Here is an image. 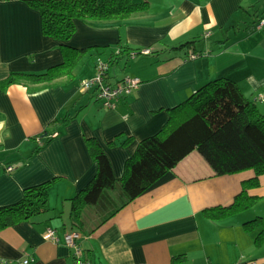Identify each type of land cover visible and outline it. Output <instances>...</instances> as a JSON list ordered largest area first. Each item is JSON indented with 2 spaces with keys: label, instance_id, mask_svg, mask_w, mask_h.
Masks as SVG:
<instances>
[{
  "label": "crops",
  "instance_id": "0c3cea01",
  "mask_svg": "<svg viewBox=\"0 0 264 264\" xmlns=\"http://www.w3.org/2000/svg\"><path fill=\"white\" fill-rule=\"evenodd\" d=\"M132 1L147 2L148 10L121 21L75 22L66 45L90 50L73 80L0 91V208L17 203L25 189L50 183L46 213L0 231V264L71 263L63 242L71 231L70 200L96 172L86 140L102 147L120 179L137 144L164 126L168 111L219 78L233 82L264 116V101L256 100L264 95V27L255 28L264 17V0ZM191 40L192 49L171 48ZM120 48L149 53L125 58L120 73L110 72L120 60L110 64L111 84L129 76L140 85L105 109L80 82L94 75L97 58L108 61ZM61 62L58 42L41 34L38 12L20 0H0V81L10 73L40 74ZM253 177L252 170L215 176L192 151L93 233L81 235L82 257L92 264H264V245H254L260 229L242 226L264 219V175L247 191L259 198L252 208L219 221L203 215L231 204L242 182ZM47 229L54 230L57 244L43 239Z\"/></svg>",
  "mask_w": 264,
  "mask_h": 264
},
{
  "label": "trees",
  "instance_id": "16d2710c",
  "mask_svg": "<svg viewBox=\"0 0 264 264\" xmlns=\"http://www.w3.org/2000/svg\"><path fill=\"white\" fill-rule=\"evenodd\" d=\"M20 1L38 12L41 34L58 42L62 62L40 74L10 73L0 81V91L12 85L37 90L57 81L73 80L75 69L90 50L66 45L75 32L76 21L87 24L121 21L148 10L147 2L132 0ZM194 44L191 40L171 48L192 49ZM118 51L109 56V65L128 58L131 50L120 48ZM168 112L164 126L137 144L124 164L120 179L115 178L102 147L94 139L86 140L96 172L90 183L70 200L71 231L80 235L93 233L192 151L202 156L215 176L254 172L253 178L242 182L231 204L205 209L203 215L207 219L224 220L258 202L259 198L247 193L258 187V178L264 175V116L255 104L248 101L233 82L219 78L200 87ZM62 123H66V119ZM129 141L126 139L122 145ZM49 186L50 183H45L27 188L17 203L0 208V231L46 213ZM242 226L247 232L259 228L254 245L257 248L264 245V219L256 217Z\"/></svg>",
  "mask_w": 264,
  "mask_h": 264
},
{
  "label": "built area",
  "instance_id": "2783aa9c",
  "mask_svg": "<svg viewBox=\"0 0 264 264\" xmlns=\"http://www.w3.org/2000/svg\"><path fill=\"white\" fill-rule=\"evenodd\" d=\"M264 27V17L257 20L255 24L256 29ZM118 50L115 52L118 54ZM149 50L144 49L140 50L138 53L135 51H130L128 59H133L138 54H148ZM197 55H190L189 59L196 58ZM110 65L108 61L97 58L95 61L94 75L86 80L80 82V87L85 91H94V96L96 101L105 109H113L116 106V103L126 97L131 96L134 92L137 91L140 81L138 78L126 76L117 83L111 84L108 81L107 74ZM256 100L264 101V95H258ZM54 136V135H53ZM12 167H7L6 172H12ZM44 240L51 241L55 244L58 243V238L55 235L54 230L47 229L43 237ZM81 235L74 231H69L63 236V242L66 247L71 251L72 261L70 264H92L88 259L82 257V250L79 246V240ZM31 259H23L19 262L13 264H30ZM237 264H257L255 260H244Z\"/></svg>",
  "mask_w": 264,
  "mask_h": 264
},
{
  "label": "rangeland",
  "instance_id": "374dc122",
  "mask_svg": "<svg viewBox=\"0 0 264 264\" xmlns=\"http://www.w3.org/2000/svg\"><path fill=\"white\" fill-rule=\"evenodd\" d=\"M135 52L138 53V51H135ZM137 56L140 57V54H138ZM127 62H125L124 59H120V62L118 64V66L117 65H112L111 66L110 72L112 73V72L116 71V72L120 73V72L124 71L125 67L127 66Z\"/></svg>",
  "mask_w": 264,
  "mask_h": 264
}]
</instances>
